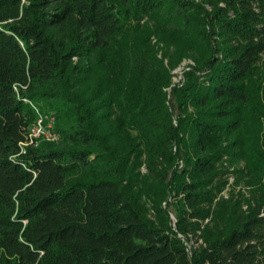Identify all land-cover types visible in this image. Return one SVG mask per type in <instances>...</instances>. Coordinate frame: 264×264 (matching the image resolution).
<instances>
[{
  "label": "trees",
  "instance_id": "trees-1",
  "mask_svg": "<svg viewBox=\"0 0 264 264\" xmlns=\"http://www.w3.org/2000/svg\"><path fill=\"white\" fill-rule=\"evenodd\" d=\"M0 264H264V0H0Z\"/></svg>",
  "mask_w": 264,
  "mask_h": 264
},
{
  "label": "rangeland",
  "instance_id": "rangeland-1",
  "mask_svg": "<svg viewBox=\"0 0 264 264\" xmlns=\"http://www.w3.org/2000/svg\"><path fill=\"white\" fill-rule=\"evenodd\" d=\"M190 63H193L191 59H185L176 69L175 73L176 76L174 77V81L176 83H180L181 81H184V70L188 67ZM38 117L36 118L35 122L33 123V126L31 129L38 124L40 121H42V125L44 129L47 131L46 135L37 137V143H41L42 141H57L59 138V134L56 133L55 130V118L54 116L48 114V113H42L39 109L37 110ZM56 137V138H54ZM230 165V164H229ZM231 170L234 169L233 166H229ZM144 171V169H143ZM238 190H243L246 192L248 190L247 187H245L243 184H237L236 182V175L233 172H230L228 175V182L226 185V188L221 192L218 198L225 197L228 198L231 193H236ZM175 210L173 209V212H171V218L173 221L176 219Z\"/></svg>",
  "mask_w": 264,
  "mask_h": 264
},
{
  "label": "built area",
  "instance_id": "built-area-1",
  "mask_svg": "<svg viewBox=\"0 0 264 264\" xmlns=\"http://www.w3.org/2000/svg\"><path fill=\"white\" fill-rule=\"evenodd\" d=\"M46 130L44 129L42 125V121H40L38 124H36L30 131V140L31 142L37 141V137L46 135ZM56 138V137H54Z\"/></svg>",
  "mask_w": 264,
  "mask_h": 264
}]
</instances>
